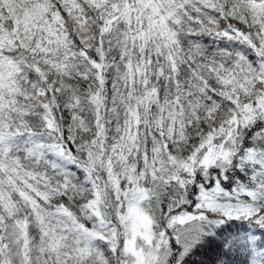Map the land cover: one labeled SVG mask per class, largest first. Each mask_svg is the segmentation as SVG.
I'll return each mask as SVG.
<instances>
[{"label": "snow or ice", "instance_id": "obj_1", "mask_svg": "<svg viewBox=\"0 0 264 264\" xmlns=\"http://www.w3.org/2000/svg\"><path fill=\"white\" fill-rule=\"evenodd\" d=\"M0 264H264V0H0Z\"/></svg>", "mask_w": 264, "mask_h": 264}, {"label": "trees", "instance_id": "obj_2", "mask_svg": "<svg viewBox=\"0 0 264 264\" xmlns=\"http://www.w3.org/2000/svg\"><path fill=\"white\" fill-rule=\"evenodd\" d=\"M193 259H195L198 262L201 259V257L200 256H196Z\"/></svg>", "mask_w": 264, "mask_h": 264}]
</instances>
